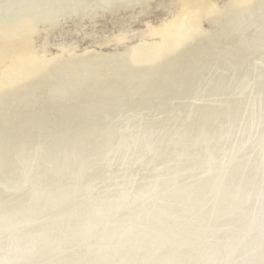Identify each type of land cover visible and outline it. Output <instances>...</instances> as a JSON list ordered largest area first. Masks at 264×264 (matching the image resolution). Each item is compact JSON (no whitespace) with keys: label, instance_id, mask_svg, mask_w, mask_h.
<instances>
[{"label":"bare ground","instance_id":"1","mask_svg":"<svg viewBox=\"0 0 264 264\" xmlns=\"http://www.w3.org/2000/svg\"><path fill=\"white\" fill-rule=\"evenodd\" d=\"M152 1L78 0L69 10L83 20ZM49 2L0 0L5 235L23 238L32 264H193L219 246L222 225L224 242L239 246L234 259L264 264V0L179 17L184 0L134 45L105 36L21 57L38 24L57 25V13L44 14ZM156 188L179 192L162 199L180 219L152 244L136 237L129 205ZM103 209H112L103 230L117 236L115 254L96 239Z\"/></svg>","mask_w":264,"mask_h":264},{"label":"rangeland","instance_id":"2","mask_svg":"<svg viewBox=\"0 0 264 264\" xmlns=\"http://www.w3.org/2000/svg\"><path fill=\"white\" fill-rule=\"evenodd\" d=\"M98 1L103 2L104 0ZM230 1L232 0H192L191 3L189 2L185 4L179 17L189 13L195 14L198 11L202 12L203 8L211 4L222 7L228 2L230 3ZM50 2L51 4H55V8H51L44 14L50 16L48 18H51L57 13V25L51 28L48 23L38 24L37 28L39 33L37 32L31 41L24 44V47L21 49V53H23V56L21 57H41L44 50H49L51 53H55L62 49L68 50L74 46L79 48L89 47L95 42L102 43V40L106 37L125 39L128 41V45H134L142 36L148 33L151 34V28L166 25V22H172V20L175 19L176 14L179 13L180 6L183 4L184 0H153L149 5L145 7L143 6L144 8L142 9L138 6L133 9H127L126 11L124 9H119L112 15L108 13H100L96 15L97 17H93L92 19L85 18L83 20L75 19V12L70 11L76 6L78 0H50ZM70 13L72 15L71 18L68 16ZM179 19L181 20V18ZM214 26L217 27L216 25ZM46 29H50L48 33L45 31ZM162 38L161 35H157L153 36L152 39L158 42L160 40L162 41ZM119 47L123 49L124 45ZM103 48L104 50L113 51L115 46L113 44ZM211 220L213 223L216 222L214 219ZM214 227L218 229V236L216 237V240L213 241L212 245L217 242H224V239L227 236L221 234V230L225 229V226L216 225ZM215 231L216 230H214V232ZM251 231L253 232V230ZM247 233H250V231H247ZM239 234L245 235L241 231ZM239 239L243 240V237H240ZM236 248H239V246Z\"/></svg>","mask_w":264,"mask_h":264},{"label":"clouds","instance_id":"3","mask_svg":"<svg viewBox=\"0 0 264 264\" xmlns=\"http://www.w3.org/2000/svg\"><path fill=\"white\" fill-rule=\"evenodd\" d=\"M172 190L161 191L156 188L150 191L142 200L129 205L137 215L135 223L137 225L136 237L138 239L148 240L155 244L167 239L173 232L171 221L179 220L175 213L168 211L163 205L162 197L169 195ZM174 196H179V192H172ZM112 209H103L97 213V225L102 229L96 236L101 245V251L107 253H118L120 244L115 234L108 235L104 229L105 218L111 213ZM261 214V236L264 238V207L260 208ZM8 229L0 223V264H32L27 258L28 249L23 244V238L19 235H5ZM210 243V242H209ZM219 245L212 253L204 252L201 258L193 264H245L243 260L234 259L238 248L233 247L227 242H217ZM99 264H124V261L116 259L114 256L108 260H102Z\"/></svg>","mask_w":264,"mask_h":264}]
</instances>
